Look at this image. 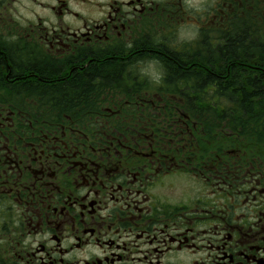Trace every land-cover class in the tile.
<instances>
[{
  "label": "flooded vegetation",
  "instance_id": "1",
  "mask_svg": "<svg viewBox=\"0 0 264 264\" xmlns=\"http://www.w3.org/2000/svg\"><path fill=\"white\" fill-rule=\"evenodd\" d=\"M255 8L0 0V264H264V133L193 118L168 78Z\"/></svg>",
  "mask_w": 264,
  "mask_h": 264
},
{
  "label": "trees",
  "instance_id": "2",
  "mask_svg": "<svg viewBox=\"0 0 264 264\" xmlns=\"http://www.w3.org/2000/svg\"><path fill=\"white\" fill-rule=\"evenodd\" d=\"M253 10L226 22V40L221 47L210 44V52L219 48L223 55L193 60L196 66L205 67L202 71L209 68L207 72L171 70L168 74L170 82L193 83V89L184 91L189 102L184 110L193 118H210L212 122L221 118L230 129L264 133V14ZM167 62L173 67L179 65V59ZM100 71L97 68L96 73ZM102 74V81H109L110 75ZM175 91L181 93L179 88ZM249 137L264 141V134Z\"/></svg>",
  "mask_w": 264,
  "mask_h": 264
},
{
  "label": "rangeland",
  "instance_id": "3",
  "mask_svg": "<svg viewBox=\"0 0 264 264\" xmlns=\"http://www.w3.org/2000/svg\"><path fill=\"white\" fill-rule=\"evenodd\" d=\"M183 109H185V108H183Z\"/></svg>",
  "mask_w": 264,
  "mask_h": 264
}]
</instances>
